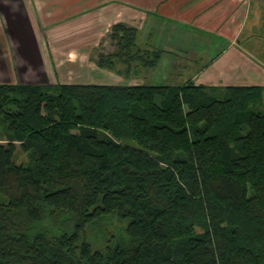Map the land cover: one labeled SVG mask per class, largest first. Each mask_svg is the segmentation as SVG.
<instances>
[{
  "label": "trees",
  "instance_id": "16d2710c",
  "mask_svg": "<svg viewBox=\"0 0 264 264\" xmlns=\"http://www.w3.org/2000/svg\"><path fill=\"white\" fill-rule=\"evenodd\" d=\"M113 31L114 56L157 67ZM58 88L0 84V264H264V87ZM110 213L133 243L93 253Z\"/></svg>",
  "mask_w": 264,
  "mask_h": 264
},
{
  "label": "crops",
  "instance_id": "0c3cea01",
  "mask_svg": "<svg viewBox=\"0 0 264 264\" xmlns=\"http://www.w3.org/2000/svg\"><path fill=\"white\" fill-rule=\"evenodd\" d=\"M121 25L169 76L192 64L198 85L264 86V0H0V84H123L111 69L138 60L113 54Z\"/></svg>",
  "mask_w": 264,
  "mask_h": 264
},
{
  "label": "rangeland",
  "instance_id": "374dc122",
  "mask_svg": "<svg viewBox=\"0 0 264 264\" xmlns=\"http://www.w3.org/2000/svg\"><path fill=\"white\" fill-rule=\"evenodd\" d=\"M152 52V51H150ZM149 52V53H150ZM162 58V57H161ZM166 58H163L161 62H158L157 68H149L143 65V62L138 61L135 63L137 66H126L125 65H118L114 66V68L111 69V72H116L120 73L122 75L123 84H130V85H137V84H144L143 80L145 81L146 84L151 85V81L149 79V76L151 75V72H153L151 78L153 81V84L157 85H169V86H176V85H186L188 83H198L190 79L188 77L189 75L196 73L193 69V65H189V70L184 73L180 72L179 69H176L175 71L171 72V76H169V68L173 67L170 66L173 64L169 61V63L166 61ZM180 64L179 62H177ZM125 64V63H124ZM185 64V63H184ZM197 67V66H196ZM168 71V72H167ZM112 77V75H110ZM179 76L185 77L183 79H177ZM188 77V78H187ZM115 78V77H114ZM112 78L111 80H113ZM134 79H137L135 82ZM91 80L99 81V82H104L107 81L105 80L104 77H94ZM131 80V82H129ZM85 82V80H83ZM197 81V80H196ZM90 83V81H87ZM172 84V85H170ZM14 85V84H11ZM24 85V84H20ZM197 86H205L207 88L213 89L216 88L218 89L217 96L219 98L223 97L226 93L225 88L226 87H219V86H206L203 84H196ZM39 86H42L44 88V91L48 94H54L59 92V84L56 85H48V84H41ZM228 87V86H227ZM260 87V86H259ZM264 87V86H262ZM260 87V88H262ZM2 144H5V142H1ZM19 146V145H17ZM133 146H136V143H133ZM16 163L18 165L22 166H27L31 163L32 158L29 153H25L22 151V149L19 147L18 151L16 153ZM128 221L125 219L120 218L118 215L115 213H110L109 215H105L97 221H94L92 223H89L85 227V232L82 237L83 243H87L89 247L91 248V251L93 253H98V252H105L108 248H112L115 250L116 248H129L133 240L130 238L128 234Z\"/></svg>",
  "mask_w": 264,
  "mask_h": 264
}]
</instances>
